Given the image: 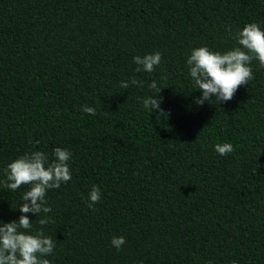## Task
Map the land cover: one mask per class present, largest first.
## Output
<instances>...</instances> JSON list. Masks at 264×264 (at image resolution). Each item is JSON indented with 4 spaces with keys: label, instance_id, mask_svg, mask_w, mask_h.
Instances as JSON below:
<instances>
[{
    "label": "trees",
    "instance_id": "trees-1",
    "mask_svg": "<svg viewBox=\"0 0 264 264\" xmlns=\"http://www.w3.org/2000/svg\"><path fill=\"white\" fill-rule=\"evenodd\" d=\"M249 22L264 30V0H0V180L25 152L72 153V179L46 193L51 264H264V68L253 60L232 100L196 105L186 65L194 47L237 46L226 29ZM156 51L137 73L133 56ZM132 76L143 87L121 88ZM151 80L166 120L138 99ZM27 187L0 184V221L18 220Z\"/></svg>",
    "mask_w": 264,
    "mask_h": 264
},
{
    "label": "clouds",
    "instance_id": "clouds-1",
    "mask_svg": "<svg viewBox=\"0 0 264 264\" xmlns=\"http://www.w3.org/2000/svg\"><path fill=\"white\" fill-rule=\"evenodd\" d=\"M226 30L237 42V46L223 52L210 50L207 46L194 47L186 58L194 90L201 93L194 99L196 105H203L206 101L220 104L232 100L239 87L248 85L253 78L252 61H258V66L264 68V30L259 24L246 23L235 33L230 27ZM161 58L159 51L135 55L132 58L137 65L135 71L151 74L161 63ZM144 83L145 81L132 76L128 81H121L120 87H143ZM147 86L153 94L138 98L142 100L143 108L149 114L157 113L156 120H166L169 114L160 106L163 97L159 93L163 87L158 86L156 80H151ZM82 110L90 115H95L96 112L95 108L87 105L82 106ZM33 143L39 144V141ZM214 148L221 156L234 151L232 144L228 142L217 143ZM71 156L69 150L55 147L51 158L43 151L33 150L23 153L7 164L4 169L5 179L0 180V184L11 191L22 189L25 185L28 187L22 192L23 202L15 207L21 213L18 220L0 221V264H51L46 257L53 254L56 241L44 234L43 226L53 222L46 215L51 212L46 193L72 179L68 165ZM100 199V189L93 184L87 196L88 207L94 208ZM28 213L40 216L37 220L41 226L39 229L33 231ZM125 242L123 236L111 238V244L117 250H120ZM208 264H211V261ZM226 264H238V261L230 259Z\"/></svg>",
    "mask_w": 264,
    "mask_h": 264
}]
</instances>
